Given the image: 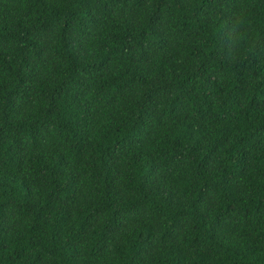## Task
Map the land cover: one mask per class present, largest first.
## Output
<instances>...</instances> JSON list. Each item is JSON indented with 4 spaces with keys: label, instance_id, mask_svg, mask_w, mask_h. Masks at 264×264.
Returning a JSON list of instances; mask_svg holds the SVG:
<instances>
[{
    "label": "trees",
    "instance_id": "obj_1",
    "mask_svg": "<svg viewBox=\"0 0 264 264\" xmlns=\"http://www.w3.org/2000/svg\"><path fill=\"white\" fill-rule=\"evenodd\" d=\"M0 264H264V0H0Z\"/></svg>",
    "mask_w": 264,
    "mask_h": 264
}]
</instances>
